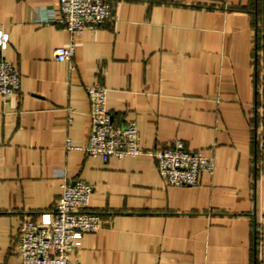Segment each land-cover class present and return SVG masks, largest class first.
I'll return each mask as SVG.
<instances>
[{
	"label": "crops",
	"instance_id": "obj_1",
	"mask_svg": "<svg viewBox=\"0 0 264 264\" xmlns=\"http://www.w3.org/2000/svg\"><path fill=\"white\" fill-rule=\"evenodd\" d=\"M107 1L112 19L78 39L70 64L53 58L70 39L51 21L58 0H0L3 55L21 77L18 94H0V264H22L24 216L52 212L76 180L93 185L102 227L72 264H264V0ZM97 83L143 149L182 141L214 174L178 187L152 156H87Z\"/></svg>",
	"mask_w": 264,
	"mask_h": 264
},
{
	"label": "built area",
	"instance_id": "obj_2",
	"mask_svg": "<svg viewBox=\"0 0 264 264\" xmlns=\"http://www.w3.org/2000/svg\"><path fill=\"white\" fill-rule=\"evenodd\" d=\"M58 4L60 12L51 21L64 26L70 39L68 45L55 48L53 58L72 64L78 39L87 30L107 24L112 19L113 7L107 0H58ZM9 42V33L0 29V94L5 97L15 96L21 88L19 72L3 55ZM87 94L91 133L87 145L79 148L87 156L104 162L113 157L152 156L162 179L178 187H196L202 175L214 174V159L188 150L182 141L176 140L167 148L143 149L135 121L115 123L107 106V88L97 83L87 88ZM67 145L72 148L70 142ZM93 191V185L84 180L65 181L52 212L43 213L38 219L24 216L16 245L22 264H72L82 238L102 227L101 216L88 210ZM256 233L261 234L258 229ZM257 254L261 256L259 240Z\"/></svg>",
	"mask_w": 264,
	"mask_h": 264
}]
</instances>
